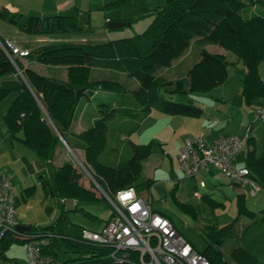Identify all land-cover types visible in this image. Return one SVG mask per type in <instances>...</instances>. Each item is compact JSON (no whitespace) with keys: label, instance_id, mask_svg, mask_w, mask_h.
<instances>
[{"label":"trees","instance_id":"16d2710c","mask_svg":"<svg viewBox=\"0 0 264 264\" xmlns=\"http://www.w3.org/2000/svg\"><path fill=\"white\" fill-rule=\"evenodd\" d=\"M249 1L259 3L264 8V0ZM245 8V0H164L147 28L133 37L94 45L55 43L28 51L24 58L26 62L65 66V80L41 76L18 58H14V63H11L0 49V105L9 95L14 96L2 117L7 133L14 139L22 134L20 141L46 163L61 144L56 129L73 152L68 136L76 139L83 152L81 164L107 196L113 198L116 192L128 188H133L139 195L144 191L150 192L154 181L147 179L140 182L138 179L143 161L151 154V142L135 144L128 140V160L114 167L107 166L99 159L106 147L107 122L115 115L141 121L152 111L171 116L200 117V107L191 102L176 103L171 98L173 94L208 93L225 82L228 62L222 55L207 52L203 48L207 44L219 45L233 53L237 63L243 66L245 74L240 97L244 104L249 106L255 100L263 99L264 85L259 66L264 61V15L245 18ZM78 15L79 11L75 9L69 16L45 18V28L38 33L66 34L80 30ZM125 22L130 25L132 21ZM22 27L26 32L37 33L36 17L30 18L29 23ZM191 42L202 45L200 59L184 77L169 80L163 75H156L158 70L170 69L183 56ZM93 68L119 72L129 79L137 80L138 88L130 92L135 108L128 106L127 102H121L116 109L110 104L97 101V107H103L99 111L101 116L93 121L90 128L71 135L75 108L80 100H76L78 91H81L80 98L96 100L98 89L110 103L115 96L119 97V93L123 92L122 96L126 93L121 85L113 81L91 82L90 73ZM249 129L252 131L253 127ZM246 147L244 167L251 180L264 191V143L258 146L255 139L248 136ZM82 178L80 170L73 163L67 162L54 171L50 191L45 189V192L62 200L74 201V213L81 212L95 220L96 217L84 213L78 206L105 199L96 197L91 189L85 188L80 183ZM46 182L42 181L43 187L47 185ZM33 193L34 188L26 189L22 200L26 201ZM177 194L178 185L175 184L169 192L174 206L183 214L198 217L197 207L180 202ZM201 200L211 208L220 205L208 194L201 196ZM236 207L237 215L232 222L220 228H208L207 247L202 254L212 264H228L224 261L223 253L214 250L212 245L221 247L227 238L233 237L240 217L257 218L256 221L264 226V210L258 214L249 211L245 207L243 193L238 194ZM28 227V231L22 234L4 235L0 242L1 259L15 261L3 254L12 242L25 244L36 241L42 255L51 257L55 264H119L109 257L108 248L82 239L83 231L87 230L71 222L65 210L49 226ZM24 235L35 237L25 239ZM56 250L62 251L66 258L58 260ZM230 258L234 264H262L242 247L232 250Z\"/></svg>","mask_w":264,"mask_h":264},{"label":"rangeland","instance_id":"374dc122","mask_svg":"<svg viewBox=\"0 0 264 264\" xmlns=\"http://www.w3.org/2000/svg\"><path fill=\"white\" fill-rule=\"evenodd\" d=\"M111 2L117 3L115 8L103 11L102 7L106 3ZM163 3L164 0H0V41L9 42L20 50L25 49L32 52L44 45L55 43L94 45L130 38L142 33L147 28L153 20L156 9L162 6ZM73 7H77L80 10L78 16L80 30L66 34L38 33L44 30V19L46 17L72 15ZM245 7L243 13L245 18H249L252 15H264V8L259 3L255 4L245 0ZM105 15L109 18L123 20L118 22H132L130 25L110 30L105 25ZM32 17L37 19V33L26 32L22 27L26 26ZM200 48H202L201 44L191 42L183 56L174 62L170 69L158 70L156 75H163L169 80H175L178 76L184 77L186 72L200 59ZM203 48L211 54H224L225 60L228 62V75L225 82L208 93L173 94L171 98L176 103H193L202 109V115L193 118L171 116L152 111L141 121L131 117L120 118L115 115L107 122L106 147L99 158L103 164L114 167L130 157L128 140L135 144L151 142V154L143 161L142 171L138 180L141 182L152 179L154 184L150 189V193L144 191L142 196L146 199L150 197L151 208L167 217L175 225L178 233L196 251L201 253L207 247L206 234L208 228L210 226L220 228L232 222L236 217L237 191L234 189L235 186L232 182L213 166H210L208 170L198 172L194 178H186L178 162V148L186 136H198L201 133L205 135L207 141L225 135L244 138L246 129L251 126V123H254V112L264 103L262 99L255 100L249 106L242 102L240 86L245 71L243 66L237 63L236 56L233 53L226 51L219 45L207 44ZM20 59L23 60L24 58ZM24 60L38 74L57 79L63 77V68L65 69V66H45ZM49 68H52L54 72H48ZM259 74L260 77L264 74V61L259 66ZM90 81H113L121 85L126 93L124 96H122L123 92L119 93V97L115 96L112 103L105 99V95L98 89H96L95 93L96 100L93 98L90 100L85 97L80 98L71 124V135L79 134L90 128L93 121L101 116L99 111L103 107H97V101L110 104L116 109L119 108L121 102H127L128 106L135 108L130 92L138 88L139 83L137 80L129 79L119 72L93 68L90 73ZM13 97V95H9L0 105V140H3L5 144L8 143L10 135L7 133L2 117ZM253 129L250 136L260 146L264 143V129L258 122L254 123ZM75 141L76 139L72 136H68L69 143L74 145ZM63 145L65 144L61 141V144L57 147L63 149L64 155H67L66 157L69 161L83 174L80 183L91 189L96 194V197H103L101 191L97 188V184L80 162L83 154L72 150L70 153L66 149V147L70 149L68 144L66 143L65 147ZM246 151L247 147L246 143H244L234 162L237 167L244 166ZM16 152H19V150ZM33 153L36 155L34 151ZM11 157L10 151L7 150L5 155L0 156V163L4 158ZM41 162L44 163L43 161ZM2 172L7 171L1 169L0 173L3 174ZM5 174L9 178V175ZM40 183L38 185L39 192L42 189L50 191L49 187L52 185L49 186L48 182H46L47 185L43 187ZM202 183L204 185L201 186ZM175 184L178 185L177 196L180 202L197 207L198 217L192 218L190 215L183 214L174 206L169 192ZM28 188H34L35 191L34 186H28L24 191ZM241 191L244 194L245 207L249 211L258 214L259 211L264 210V191L262 189H259L255 195L250 193L248 186H245ZM195 192H197L198 198L193 197ZM13 193L16 197L14 210L16 223L24 224V218H28L32 220L31 225L35 226L33 222H42L46 218V211L44 207L40 206L42 202L41 193L35 197L34 202L28 208L24 207L23 203L30 199L34 193L26 201L22 200L23 193L21 195H17L15 191ZM206 194H210L211 198L221 206L211 208L203 203L201 196ZM47 204L50 203L48 202ZM80 208L83 209L84 213L90 214L97 219L91 220L88 215H84L81 212H68V218L71 222L90 231H97L101 224L113 214L111 206L106 200L102 199L93 203H83L78 206V209ZM58 214L59 212L55 218L48 220L45 224L54 223ZM256 220L257 218L240 217L235 225V235L227 238L221 247L212 245L214 250H219L223 253L225 262L234 264L230 258V253L232 250L242 247L264 264V226ZM57 252L58 260L61 261L66 258L62 251ZM3 254L9 260L15 259L20 263H24L27 260L25 246L21 243L12 242Z\"/></svg>","mask_w":264,"mask_h":264},{"label":"built area","instance_id":"2783aa9c","mask_svg":"<svg viewBox=\"0 0 264 264\" xmlns=\"http://www.w3.org/2000/svg\"><path fill=\"white\" fill-rule=\"evenodd\" d=\"M0 49L11 63L14 58L28 55V51L9 42L0 43ZM261 79L264 85V74ZM256 122L264 129V105L254 112ZM250 131L248 128L244 138L226 136L211 142L202 133L187 137L178 150V162L185 177L194 178L198 172L213 166L234 186L241 190L248 186L250 193L255 195L260 187L251 180L246 168H237L233 163ZM97 188L113 209V216L99 232L83 231L82 239L108 248L112 260L119 264H212L177 232L167 217L151 209L150 197L146 199L128 188L110 198ZM14 203L11 182L7 176L0 175V242L5 234H22L15 229ZM34 237L23 236L25 239ZM24 246L26 262H8L0 258V264H55L51 257L42 255L36 241L26 242Z\"/></svg>","mask_w":264,"mask_h":264},{"label":"crops","instance_id":"0c3cea01","mask_svg":"<svg viewBox=\"0 0 264 264\" xmlns=\"http://www.w3.org/2000/svg\"><path fill=\"white\" fill-rule=\"evenodd\" d=\"M114 3L116 2H111V3H106L103 7H102V10L105 11L107 9H112V8H115L114 6ZM79 10V8L77 7H73V11L74 10ZM73 14V13H72ZM55 16V15H53ZM79 16V15H78ZM46 18H50V17H46ZM105 18V25L107 22H118V21H123V20H119V19H113V18H109L107 17L106 15L104 16ZM122 23H126V22H122ZM108 25V24H107ZM121 28V27H120ZM116 29H119V28H116ZM3 42V41H2ZM5 43V42H3ZM25 50V49H24ZM27 51V50H25ZM219 55H222L224 58V54L223 53H220ZM20 61L28 68H30L29 66V63H25V60L23 59H20ZM199 61V60H198ZM197 61V62H198ZM236 63V62H235ZM47 70V69H46ZM63 77L60 79V80H65L66 79V71L65 69L63 68ZM33 71H35L37 73L36 70L33 69ZM48 72L51 71V72H54V70L52 68H49L47 70ZM187 73V72H186ZM245 74V72H244ZM244 74H243V77H244ZM41 76H45L43 74H39ZM45 77H48V76H45ZM52 78V77H51ZM178 78H182V77H179ZM178 78H175V79H178ZM262 78V77H261ZM243 80V79H242ZM241 87V86H240ZM242 100V99H241ZM263 100V99H262ZM264 102V100H263ZM264 105V103H263ZM262 105V106H263ZM261 106V107H262ZM258 110V109H257ZM254 124L251 123V126L253 127ZM254 129H252L251 132H253ZM82 131V130H81ZM174 132V131H172ZM246 132H247V129H246ZM75 133H79V132H75ZM250 133H249V136H250ZM203 134V133H202ZM189 136H194V135H189ZM189 136H186L184 138V140L189 137ZM226 136H229V135H225V136H220L218 138H215V139H211L209 142H211L212 140H218L222 137H226ZM232 136V135H231ZM22 137V134H18L17 135V139H14V138H11L9 139L8 137V143L5 144L3 140H0V156L2 155H5L7 150L10 151V155H12L11 158H4V160L0 163V167L2 166V168H0V171L1 169H4L6 170L7 172H2L3 174L0 173V175H4L5 173H7L9 175V180L11 182V185H12V193L13 191L16 192L17 195H21V193H23L24 189L27 188L28 186H34L35 187V191H34V195L28 199L25 203H23V206L28 208L30 206V204H32L35 200V197L41 193L42 194V202H41V207L45 209L46 211V218L43 219L42 222H33L35 223L34 225L35 226H39V227H46V226H49L51 224H45L47 223L48 220L50 219H53L56 217L57 213L59 212L58 216L60 215V212L65 210L67 212H73V209L75 207V202L74 201H71V200H62V199H59L57 198L56 196L54 195H51L50 193H46L45 190H41L40 192L38 191V185L40 183V185L42 184V181H47L48 182V185L51 186L52 185V177H53V173L56 169H58L59 167H61L63 164L67 163V162H70L69 159L66 157L67 155H64V151L61 147H57V149L55 150L54 152V155L52 157V159L49 161V162H44L42 163L41 160H39V158L37 157V155H34L33 151L31 152V149L27 148L21 141H20V138ZM184 140L182 141V144L179 146L178 150L181 148V146L183 145V142ZM65 141V140H64ZM76 142V141H75ZM66 143V141H65ZM246 143V141H245ZM64 144V143H63ZM24 146V147H22ZM65 147V145H63ZM25 148H27L25 150ZM72 148L74 149V151H76L77 153H81L83 154L82 150L80 149V145L79 143H75L74 145L72 144ZM66 149L70 152L71 149H69L68 147H66ZM17 150H19V152H16ZM71 153V152H70ZM237 157V156H236ZM1 159V158H0ZM236 159V158H235ZM235 159H234V162H235ZM233 162V163H234ZM235 165V163H234ZM236 166V165H235ZM237 167V166H236ZM237 168H242V167H237ZM243 168H245L243 166ZM6 176V174H5ZM148 180H152V179H148ZM203 184V183H202ZM204 185V184H203ZM43 186V184L41 185ZM85 187V186H84ZM51 188V187H49ZM86 188V187H85ZM88 189V188H87ZM234 189L237 191V196L238 194H241L243 193L241 191V189L237 188V187H234ZM50 190V189H49ZM44 191V192H43ZM150 193V192H149ZM197 193V192H195ZM193 193V197L196 198V196H194ZM210 195V194H208ZM13 196H14V193H13ZM236 196V197H237ZM100 197V196H99ZM211 197V195H210ZM198 198V196H197ZM14 199H15V203H14V210H15V205H16V197L14 196ZM237 199V198H236ZM48 200V201H47ZM179 200V199H178ZM180 201V200H179ZM50 203V204H47V203ZM152 209V208H151ZM60 210V211H59ZM153 210V209H152ZM154 211V210H153ZM156 212V211H155ZM74 213V212H73ZM57 216V218H58ZM164 216V215H163ZM110 219V216L108 217L107 220H105L100 228L97 230V231H90V230H87V231H90V232H99L102 227L105 225V223ZM25 223L27 224H20V223H16V220H15V223L16 225H22V226H29L32 224V220L31 219H28V218H24ZM37 223V224H36ZM173 224V223H172ZM174 225V224H173ZM175 227V225H174ZM175 229L177 230V228L175 227ZM178 232V230H177ZM16 261V260H15Z\"/></svg>","mask_w":264,"mask_h":264},{"label":"water","instance_id":"95a60500","mask_svg":"<svg viewBox=\"0 0 264 264\" xmlns=\"http://www.w3.org/2000/svg\"><path fill=\"white\" fill-rule=\"evenodd\" d=\"M125 25H126V23H122V22H110V23H108L107 26H108V29L113 30L116 28L123 27ZM80 94H81V91H78L76 94V100L80 99ZM54 129H55V127H54ZM55 131L58 133V131L56 129H55ZM58 135H59V138L62 141V143H64L66 145L63 137L59 133H58ZM15 229L19 232H25V231H28L29 227L28 226H22V225H16Z\"/></svg>","mask_w":264,"mask_h":264}]
</instances>
